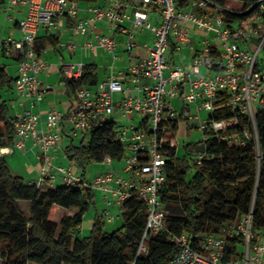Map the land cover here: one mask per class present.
I'll return each instance as SVG.
<instances>
[{"label": "built area", "instance_id": "built-area-1", "mask_svg": "<svg viewBox=\"0 0 264 264\" xmlns=\"http://www.w3.org/2000/svg\"><path fill=\"white\" fill-rule=\"evenodd\" d=\"M21 4L27 7L19 22L21 38L9 36L1 41L6 53L19 60L16 91L32 97L33 104L51 88L39 78L48 67L37 48L41 28L52 35L60 34L68 19L72 35L87 38L81 45L74 39L60 41V47L70 53L103 48L112 55L105 79L94 88L85 84L75 88L67 115L56 106L47 111L45 120L30 109L13 115V147L23 150L28 137L41 147L36 183L60 181L66 186L96 188L104 193L108 204L119 205L120 215L124 203L138 195L147 205L148 217L137 255L146 250L144 241L152 231L165 233L177 246L169 264H264V233L254 227L253 211L226 223L221 231L206 236L203 244L195 247L188 233L175 232L168 226L161 199L167 183L166 151L170 146L178 147L175 126H179L181 115L187 117L191 103L197 108L190 117L200 120L204 139L215 137L230 145L247 144L250 132L237 116L210 117L216 110L230 107L249 119L259 149L256 116L264 112V69L259 65L264 51V0H254L243 11L249 16L232 22L225 17V10L232 11L231 7L215 0H187L183 6L175 0H104L84 8L78 0H7V18ZM101 23H107L110 31L105 32ZM185 45L189 52L181 59L182 64L171 67L165 56L167 50H183ZM120 46L124 53L116 55ZM86 65L83 61H63L64 78L79 81ZM176 96L184 102L182 113L172 103ZM201 110L209 112L206 119H201ZM116 113L132 120L134 114L144 118L139 124L122 126L115 120ZM107 119L115 121V140L124 145L121 158L125 160L122 169L126 175L120 174V169H106L91 181L78 173L74 162H53L51 151L60 149L64 140L73 139L79 131L87 134ZM207 158L205 149L191 151L193 165ZM113 159L108 155L102 162L112 166ZM105 215L109 221L118 216L110 209ZM235 237L241 239L245 249L226 261L228 241Z\"/></svg>", "mask_w": 264, "mask_h": 264}, {"label": "trees", "instance_id": "trees-1", "mask_svg": "<svg viewBox=\"0 0 264 264\" xmlns=\"http://www.w3.org/2000/svg\"><path fill=\"white\" fill-rule=\"evenodd\" d=\"M175 1L178 6L187 4V0ZM215 1L227 5V0ZM236 1L240 6L225 10L228 22L246 19L249 15L243 11L254 3V0ZM13 79L6 67L0 65V87L13 93ZM64 80L71 91L81 84L96 85V67L86 65L83 77L77 82ZM10 102V98L0 96V149L14 142ZM236 116L250 132L247 144L236 146L215 137L204 139L209 158L200 165L191 164L186 155L178 156L176 147L170 146L166 151L167 183L161 190L166 222L173 231L188 233L195 247H200L206 236L221 231L226 223L251 211L254 227L264 233V112L256 116L259 149L255 129L245 115L230 107L210 115L214 119ZM177 128L176 124L175 131ZM91 132L88 144L76 145L73 139L66 146L68 158L83 170L84 177L90 162L104 161L108 155L120 159L124 153L123 143L115 140L113 119L102 121ZM196 148L195 143L185 144L187 152ZM93 197L91 187L58 184L43 190L36 182L25 181L14 173L7 157L0 152V264H131L133 261L169 264L178 248L163 232L150 231L144 241L146 250L137 255L148 208L135 194L123 205L121 227L104 231L103 221L97 217L91 234L80 237L78 231ZM22 201L28 202V210L22 207ZM54 204L76 207L77 211L63 215L58 223L52 218ZM240 243L238 237L229 239L226 261L239 255Z\"/></svg>", "mask_w": 264, "mask_h": 264}, {"label": "crops", "instance_id": "crops-1", "mask_svg": "<svg viewBox=\"0 0 264 264\" xmlns=\"http://www.w3.org/2000/svg\"><path fill=\"white\" fill-rule=\"evenodd\" d=\"M6 1L7 0H0V7L5 8ZM90 3L91 2H80V5L82 8H84ZM26 11H27V7L26 5L23 4L18 5L14 10L11 11L12 17L8 18L7 20L12 24L8 26V28L6 27L4 30L5 32L7 31L8 33L7 37L11 36L15 39L21 38L22 34L19 29V22L25 16ZM100 26L105 32L110 31V28L107 25V23H101ZM70 27H71V21L65 19L63 23V31L60 34L53 33L52 35L48 33V31L45 28H41L39 31L38 39H37V48L40 52L41 57L44 60H46L48 63L47 69L39 73V78L42 81V84L50 85L51 88L45 93L43 99L40 102L34 104L32 103L33 101L32 97L21 95L16 91L14 85V79L18 75L19 60L18 58L6 53V50L4 49V45L2 43L3 40L0 42V65H4L6 67L7 72L14 78L12 82L14 92L13 93L8 92L6 91L5 88L0 87V96L5 99H9V98L11 99L10 114L12 116L18 112L24 111L25 109H30L34 113L39 114L41 120H45L47 111L52 106H56L60 110L62 115H67L74 101V92L68 88V85L64 80V75L61 70V65L63 61L70 62V61L79 60L85 62L87 65H94L96 67V73L98 79L97 83L100 80L105 79V77L108 75L109 69L107 65H109L110 63L105 64L103 66L104 73L101 78L100 73L98 71L99 65L96 64V61L87 63L86 60L83 58L84 53L89 51H92L93 55L95 57H98L100 49L107 52L112 58L111 53H109L107 50L103 48H97L96 50L84 48L83 50H79L76 53H70L67 49L60 47L59 45L60 41H68L70 39H74L78 44L81 45L86 40L87 36L85 35H79L74 37L72 35ZM145 34L148 35V33ZM121 47L122 46H120V49H123V47L122 48ZM95 86L96 85H91L90 87L94 88ZM42 125L44 124L40 123L39 126ZM72 140L73 139H71V141ZM14 141H15V137H14ZM69 143L66 144V140H64L62 143V147L60 149L56 151H51V154L54 157L53 162L55 164L70 163L71 160L68 158L66 154V146ZM13 146H14V142L12 144L3 146L1 148V153L7 157V160L10 166L13 167V169H15L18 172L21 170V172H19L18 175L22 176L25 181L36 182L38 180V173L40 169L39 155L41 153V147L31 137H28L26 139V147L23 150L16 149ZM9 155H13L12 159L13 157H15L14 164L10 162L8 158ZM76 168H78L77 165ZM22 169L24 170L23 172ZM77 171L78 173H80L79 169H77ZM58 184H60V181H57L55 184L42 183L38 185L41 189L46 190L49 187ZM57 207L62 208V206L54 204L52 210H54ZM114 207L118 209L117 205H114ZM72 208L76 209V207L66 208L67 210H69V212H66V214H73V212L70 211Z\"/></svg>", "mask_w": 264, "mask_h": 264}, {"label": "rangeland", "instance_id": "rangeland-1", "mask_svg": "<svg viewBox=\"0 0 264 264\" xmlns=\"http://www.w3.org/2000/svg\"><path fill=\"white\" fill-rule=\"evenodd\" d=\"M241 3H239L238 1H234V0H227V5L230 7H237L240 6ZM0 42L3 38H6L8 36L7 31L5 32V28L8 26H10L12 23L9 22L7 19L8 16V12H6L5 8L0 7ZM12 14V13H11ZM199 40V39H198ZM198 45L202 46L201 41H197L196 42ZM122 48V47H121ZM189 52V47L188 46H184L183 50H176L173 47H170L167 52H166V58L168 63L170 64L171 67H175L176 64H182L181 59L184 57L185 54H188ZM124 51L122 49H119L116 51V55H121L123 54ZM80 58V57H79ZM87 63H90L92 61H96V64L99 65V73H100V77L102 78L103 73H104V68L103 66L105 64L111 63L112 58L111 56L103 51L102 49L99 50V56L95 57L92 53V51L89 52H85L84 53V57H83ZM75 61H79V60H75ZM187 61V60H186ZM95 63V62H94ZM259 65L264 69V51L260 54L259 57ZM169 69L166 70V74L169 73ZM172 103L174 105V108L179 112L182 113V111L184 110V102L181 98V96H176L172 99ZM258 106V105H257ZM196 104L195 103H191L189 105V111H188V115H186L187 117H182L179 120V126L177 128V130L175 131L176 134V138H177V142H178V147H177V154L178 156L182 157V156H187L189 162L192 164L191 162V151L187 152L185 150V144L186 143H195L197 148L195 150H200V149H204V133L203 130L199 127L200 126V120L195 119L193 117H190V115L195 114L196 112ZM209 112L207 110H201V119H206L209 115ZM133 120L130 119L129 117H120L117 113L115 114V120H117V122L122 125V126H126V125H132V123L134 122L135 124H139L141 122V120L144 118V115L142 114H134L133 116ZM91 133L92 132H88L87 134H85L83 131H79V133L77 135L73 136L74 139V143L76 145H80L82 142H84L85 144H88L90 139H91ZM71 142V138L66 140V144ZM18 153V152H17ZM13 155H9L8 158L10 160V162L12 164H14L15 161V157H13ZM125 164V160L124 158H114L113 159V164L112 166L105 164V162H100V161H93L90 162L89 164L86 165V170H85V174H86V179L93 181V179L95 178V176L100 173L102 170H121L120 174H124L123 172V166ZM78 167V166H77ZM13 172L16 174H19V172H21V170L18 172L15 169H13V167H11ZM24 169V168H23ZM22 169V172L24 171ZM80 170V173H82V169L81 168H77ZM94 190V197L93 200L88 208V210L85 212L84 216H83V221L82 224L80 226V229L78 231V235L80 237H86L89 236L92 232V228H93V224H94V220L99 217L102 219L103 221V228L104 231H113L119 227H121L123 225V217L122 214L120 215L119 213V205L115 202H113L112 204H108L107 200L104 198V193H102L100 190L93 188ZM22 207L25 210H28V202L26 201H22L21 202ZM114 205L118 206V209L114 207ZM110 209L112 214H116L118 215L117 218L113 221H109L108 218L105 215V211ZM70 211H72L73 213L75 211H77V208H72ZM66 212H69V210H67L66 208H61V207H57L52 211V218L54 220H56L58 223H60L61 218L63 215H66ZM104 215V217H103ZM239 250L240 252H243L245 247L242 243L239 244ZM28 264H37L35 262H29Z\"/></svg>", "mask_w": 264, "mask_h": 264}, {"label": "bare ground", "instance_id": "bare-ground-1", "mask_svg": "<svg viewBox=\"0 0 264 264\" xmlns=\"http://www.w3.org/2000/svg\"><path fill=\"white\" fill-rule=\"evenodd\" d=\"M4 150V149H3Z\"/></svg>", "mask_w": 264, "mask_h": 264}]
</instances>
